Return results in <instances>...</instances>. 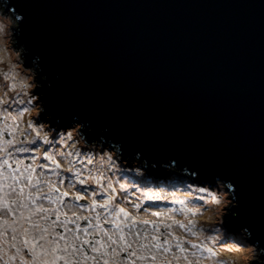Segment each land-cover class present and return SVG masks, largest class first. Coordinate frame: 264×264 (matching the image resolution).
I'll use <instances>...</instances> for the list:
<instances>
[{
	"label": "water",
	"instance_id": "95a60500",
	"mask_svg": "<svg viewBox=\"0 0 264 264\" xmlns=\"http://www.w3.org/2000/svg\"><path fill=\"white\" fill-rule=\"evenodd\" d=\"M0 3L52 129L80 124L155 176L231 185L226 218L264 264V0Z\"/></svg>",
	"mask_w": 264,
	"mask_h": 264
},
{
	"label": "snow or ice",
	"instance_id": "6c2138e0",
	"mask_svg": "<svg viewBox=\"0 0 264 264\" xmlns=\"http://www.w3.org/2000/svg\"><path fill=\"white\" fill-rule=\"evenodd\" d=\"M17 75L14 66L0 70L7 82L0 88L14 93L12 99L7 92L0 95V264H230L219 259L215 247L218 242L223 247L227 239L201 238L204 229L195 219L202 215L200 207L176 199L179 207L150 211L151 206L144 207L128 192V185L107 175L115 167L111 158L81 155L75 142L69 147L71 133L52 141L42 134V126L31 120L25 124L36 97L23 99L28 85ZM42 145L49 148L41 152ZM144 197L162 198L152 192ZM195 199L205 205L221 203L211 192L207 199ZM181 230L191 238L177 235Z\"/></svg>",
	"mask_w": 264,
	"mask_h": 264
},
{
	"label": "rangeland",
	"instance_id": "374dc122",
	"mask_svg": "<svg viewBox=\"0 0 264 264\" xmlns=\"http://www.w3.org/2000/svg\"><path fill=\"white\" fill-rule=\"evenodd\" d=\"M17 28L18 22L16 19L10 12L6 11L5 4L0 3V70L8 71L10 66H14L15 72L18 74L17 80L28 85L26 89L28 95L24 96L23 99L27 101L31 97H36L33 104L30 105L31 112L24 116L25 124L31 120L37 127L42 126V134H47L52 141L58 140L64 134L71 133L73 140L68 141L69 147L75 142L74 150H79L81 155L87 152L95 158L103 157L105 161L111 158L115 167L112 171H108L107 175L112 177L114 182L118 180L119 183L128 185V192L134 193L136 197H139L143 201L144 207L151 206L150 211H161L171 207H179L174 203L176 199L185 200L189 207H200L202 209V215H198L195 219L198 221V226L204 229L201 238L203 239L204 236L208 235H216L218 241L227 239V244L223 247L220 246L219 242L215 246L219 252V259L228 260L230 264H255V260H263L261 257L262 251L251 244L247 232L239 229L233 232L234 226L229 225V219L226 216L228 215L227 209L233 205V196L222 182L211 186L204 185L195 181L189 175L180 174L174 168L170 169L171 173L167 171L163 176H155L148 171L144 163H139L137 160L131 163L124 161L123 154H120L116 147L112 148L100 145L102 143L100 140L91 144L85 143L80 133L82 127L80 124L71 123V127L63 125L61 129H52L49 121L43 119L41 116L44 112V103L40 101V95L37 93L41 85L38 82V75L34 66H25L27 61L23 58V48L22 46H18L15 37ZM6 84L7 82L0 77V85ZM4 92L8 93L9 99L14 97V93L9 91L6 86L0 88V95H3ZM47 119H49V116H47ZM37 143H40V141L38 140ZM61 147L62 145L57 144V148ZM48 148L49 145H42L41 152L46 151ZM39 162L43 161L41 160ZM61 163L63 164L64 161L61 160ZM64 175L68 176L70 173H64ZM67 186L66 181L65 187ZM80 187L77 185V189ZM85 187H89V190H91V187L95 186L86 185ZM201 188L207 189L208 191H198ZM72 191H76V189ZM148 192L159 193L162 198L147 200L144 194ZM208 192L220 197L221 203H208L205 205V201L195 199L199 196H205L207 199ZM120 195L123 196L125 193L121 191ZM96 199L99 200L101 197L97 196ZM126 206L129 209L131 208L130 204ZM205 207L207 210H203ZM176 215L178 219H183L180 214ZM215 229H219V232H215ZM177 235H180L182 238H191L189 234H183L182 230L178 231ZM192 239L194 242H197L195 238ZM226 248L231 250L226 251ZM205 264H210V262L206 261Z\"/></svg>",
	"mask_w": 264,
	"mask_h": 264
},
{
	"label": "flooded vegetation",
	"instance_id": "af4514ba",
	"mask_svg": "<svg viewBox=\"0 0 264 264\" xmlns=\"http://www.w3.org/2000/svg\"><path fill=\"white\" fill-rule=\"evenodd\" d=\"M80 203L86 204V203H88V201H81Z\"/></svg>",
	"mask_w": 264,
	"mask_h": 264
},
{
	"label": "bare ground",
	"instance_id": "6f19581e",
	"mask_svg": "<svg viewBox=\"0 0 264 264\" xmlns=\"http://www.w3.org/2000/svg\"><path fill=\"white\" fill-rule=\"evenodd\" d=\"M220 250H222L221 248H219Z\"/></svg>",
	"mask_w": 264,
	"mask_h": 264
},
{
	"label": "trees",
	"instance_id": "16d2710c",
	"mask_svg": "<svg viewBox=\"0 0 264 264\" xmlns=\"http://www.w3.org/2000/svg\"><path fill=\"white\" fill-rule=\"evenodd\" d=\"M117 148V147H116Z\"/></svg>",
	"mask_w": 264,
	"mask_h": 264
}]
</instances>
